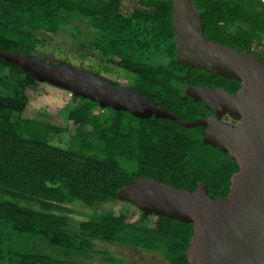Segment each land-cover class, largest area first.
<instances>
[{
  "label": "trees",
  "instance_id": "trees-1",
  "mask_svg": "<svg viewBox=\"0 0 264 264\" xmlns=\"http://www.w3.org/2000/svg\"><path fill=\"white\" fill-rule=\"evenodd\" d=\"M193 2L209 39L264 59V0ZM77 22H86L90 49L135 76L131 89L185 121L211 113L185 93L187 85L239 88L237 80L177 62L170 0H135L128 12L122 0H0V51L40 58L37 32L56 34ZM37 83L0 58V264H122L98 243L187 264L191 223L145 215L135 205L133 222L105 204L126 202L116 193L136 177L188 191L201 182L213 198L224 197L236 161L203 142L205 126L141 119L73 94L66 119L74 132L68 147L54 145L49 135L59 126L23 117L25 90ZM77 202L94 212L73 225L70 206Z\"/></svg>",
  "mask_w": 264,
  "mask_h": 264
},
{
  "label": "water",
  "instance_id": "water-1",
  "mask_svg": "<svg viewBox=\"0 0 264 264\" xmlns=\"http://www.w3.org/2000/svg\"><path fill=\"white\" fill-rule=\"evenodd\" d=\"M170 2L177 62L239 81L233 93L187 85L185 93L211 112L200 119L185 121L130 87L67 63H49L21 51H0V58L38 82L90 99L100 108L128 111L141 119L169 118L186 128L205 126L203 142L227 152L238 166L224 197L213 198L201 182L188 191L150 177L133 178L116 197L145 215L191 223L187 264H264V59L209 39L193 0ZM225 115L239 123L223 122Z\"/></svg>",
  "mask_w": 264,
  "mask_h": 264
},
{
  "label": "rangeland",
  "instance_id": "rangeland-1",
  "mask_svg": "<svg viewBox=\"0 0 264 264\" xmlns=\"http://www.w3.org/2000/svg\"><path fill=\"white\" fill-rule=\"evenodd\" d=\"M134 6L135 0H122V8L125 11H130ZM87 31L86 22H77L76 27L68 26L56 34L39 31L37 37L40 42L36 46L35 54L46 62L58 64L64 61L119 86L130 87L135 76L121 67L108 63L97 51L90 49L88 45L91 40ZM162 61V59L157 60V62ZM25 92L28 97V105L23 112V117L59 126L62 131L58 134H50L49 141L54 145L68 147L69 137L73 134L75 127L66 119L67 110L73 102L75 103L72 94L67 90L43 82L27 88ZM105 208L115 214L125 212L131 221L137 222L139 212L131 203L116 201L105 204ZM70 209L72 210L73 225L75 221L85 219L94 212L78 202L70 206ZM149 219L152 225L155 218L151 216ZM97 246L100 249L108 250L112 255L122 260V264H166L160 255L151 251L105 243H98ZM93 264L105 263L96 259Z\"/></svg>",
  "mask_w": 264,
  "mask_h": 264
},
{
  "label": "flooded vegetation",
  "instance_id": "flooded-vegetation-1",
  "mask_svg": "<svg viewBox=\"0 0 264 264\" xmlns=\"http://www.w3.org/2000/svg\"><path fill=\"white\" fill-rule=\"evenodd\" d=\"M103 109V108H101ZM211 114V113H210ZM208 114V115H210ZM207 116V115H206ZM222 121L225 122V123H229V124H232V125H237L239 123L238 120H233L232 118H230L228 115H225L223 118H222Z\"/></svg>",
  "mask_w": 264,
  "mask_h": 264
}]
</instances>
